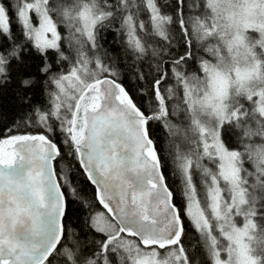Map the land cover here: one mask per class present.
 I'll use <instances>...</instances> for the list:
<instances>
[{
	"label": "snow or ice",
	"instance_id": "snow-or-ice-1",
	"mask_svg": "<svg viewBox=\"0 0 264 264\" xmlns=\"http://www.w3.org/2000/svg\"><path fill=\"white\" fill-rule=\"evenodd\" d=\"M182 4L186 0H175L172 15L162 11L171 6L169 0H72L71 6L61 0H0V37L10 45L0 47V94L15 83L13 91L26 106L18 119L0 125V264H202L194 249L185 246L189 228L201 237L203 264H264V229L259 255L251 246L256 220L264 219V173L257 168L253 179L239 150H229L222 141L224 121L244 114V106L234 102L237 111L229 109L226 117L223 105H212L221 123L218 130L200 129L204 135L198 151L203 155L188 179L152 136L154 123L179 136L180 128L171 121L187 112L186 101L201 87L209 89L195 101L202 108L213 96L225 94L221 74L191 50L197 41L204 49L218 17L205 11L208 28L201 17L185 18ZM209 4L215 8L212 0ZM142 12L150 14L153 34L169 47L173 38L168 28L175 24L184 52L171 56L165 69L158 66L150 79L137 71L136 79L147 80V87L137 90L145 97L138 104L114 66L105 62L99 33L126 34V54L143 59L147 46L137 38V29L145 26ZM13 23L23 43L15 42ZM25 45L39 57L40 82L22 54ZM207 52L213 53L211 46ZM38 83L46 101L36 105L32 99ZM177 93L179 102L173 104ZM259 111L264 113V106ZM173 147L178 156L179 145L171 143L170 156ZM244 147L251 158V148ZM203 162L208 168L201 171ZM81 173L95 185L94 200L102 210L74 187ZM170 175L179 179L178 188L167 183ZM66 196L82 200L99 239L86 244L72 239L63 223Z\"/></svg>",
	"mask_w": 264,
	"mask_h": 264
},
{
	"label": "trees",
	"instance_id": "trees-1",
	"mask_svg": "<svg viewBox=\"0 0 264 264\" xmlns=\"http://www.w3.org/2000/svg\"><path fill=\"white\" fill-rule=\"evenodd\" d=\"M199 1L201 4L199 6L200 11L202 9V12L199 14H190L191 11L195 10L199 3L193 7L191 4L193 2ZM4 2L7 4L8 0H4ZM66 4V2H62ZM169 6H162V11L164 13H170L172 15H175L176 8H175V0H169ZM182 15L187 17H204V13L206 9L204 8V0H186V4L181 5ZM11 14V13H10ZM140 21L144 23V25L147 24V22H150V17L148 19L139 18ZM151 24V22H150ZM119 27V25H116ZM59 32L62 35H67V32H64L62 27L58 25ZM140 28L137 29V37L140 35ZM168 31L170 35L172 36V45L169 47L168 42L164 41L163 39H157L158 37H154L153 39L149 40V42H145L148 44L151 48L150 51L144 55L143 59L136 60L134 58V55L129 51L126 54V44H127V35H120L114 30H104L101 29L99 33V43L102 46L103 52L107 53V57H105V62L109 63L114 66L115 70L118 73V76L120 78V81H122L123 85L126 87V89L129 91L130 95L133 96L134 100L138 104H143L145 101V97L138 96L137 90L138 89H145L147 87V80L141 81L139 79H136L137 71L140 73H143L146 77H149V74L151 73L152 76L156 75L157 67L159 66L160 70L165 69V67L168 64V60L171 56H175L179 53L184 52L183 47V40L180 35V30L176 27L175 24H172ZM11 34L15 39V42L17 44L24 42V37L20 34V31L18 30L15 23L11 26ZM142 36V33H141ZM195 40V37L192 38ZM202 42L197 41L196 46L193 47L191 50L196 57H204L205 53L203 52V48L200 47ZM9 41L7 39H4L3 37H0V47L8 48ZM208 46H211L210 44ZM153 50H155V55H153ZM24 55V58L26 61H28L30 70L36 75V79L38 82L42 80L41 75L38 73V65H39V57L36 55L33 49L29 45H25V51L22 53ZM102 54V53H101ZM49 56H52V53H49ZM114 58V59H112ZM15 61H12V66L15 68ZM196 65L190 64V67H195ZM15 75V73H13ZM151 77H149L150 79ZM171 84V81H169ZM17 87L15 83L10 85H5L2 90V94H0V125L3 124H11V122L15 119H18L20 115L22 114L25 105H22L20 101L18 100L17 96L15 95L13 89ZM203 87V91H204ZM35 94L33 95L32 92H30V95H33L32 103L39 105L46 101V97H44L41 94V89L38 83L37 88L34 90ZM202 87L198 92L192 93V95L188 98L186 101L190 107L188 108L187 112H183L180 115H190L192 118H203L201 114V111L199 110L201 106H198L199 104H196V100H201V94ZM254 98V102H255ZM179 102V93H177V99L171 101V103L176 104ZM184 105L181 104V109H183ZM230 109L233 108V103ZM208 118L209 122H216L218 126L220 125L221 121L217 120L216 114L213 111L208 110ZM263 114V113H260ZM191 122V121H190ZM171 123L176 124L181 131L190 129L191 126L187 124H184L183 120H178V117H176L174 120L171 121ZM224 123H226L223 126L222 130V141L225 142L226 147H228L230 150H244L246 146L245 142L250 140L251 138H246L241 135V127L236 128L234 126H231L232 123L230 121L225 120ZM253 127H255L256 122H252ZM194 126V125H193ZM217 126V127H218ZM211 129V128H210ZM247 131V129H245ZM259 131V129H258ZM198 133V132H197ZM152 136L155 142L157 143L158 147L162 150V152L165 154L166 158L172 157V159L177 157L179 160L175 163H178L177 166L179 167H186L190 170L191 174L193 172L191 171L193 169V166L200 161L197 159L187 157V156H181L176 155L175 148L173 147L172 153L170 156L169 151V145L170 143L172 145H179L177 143V137H173L170 135L169 130L166 127H162L159 123H154L152 126ZM201 134L198 133V136H194V138H198L199 144L201 141ZM260 135H256L254 139H259ZM244 145V146H243ZM179 152L181 150L179 149ZM183 153V152H181ZM180 154V153H179ZM252 158V157H251ZM63 163L67 164V161H64ZM262 165V164H260ZM180 169V168H179ZM203 169V165H201V169ZM181 170V169H180ZM168 171V169H166ZM209 176L211 175V169H208ZM181 174H185V170H181ZM195 178V177H194ZM196 179V184L198 187V193L199 190V178ZM167 183L170 185L171 188H178L179 187V179L175 178L174 176H169ZM74 187L77 188L80 196L82 198H86L87 201L92 204L93 208L95 210H102L100 208L99 204L95 202L94 196H95V189L94 187L86 180L85 176L81 173L79 176L75 177V183ZM66 191V190H65ZM91 213L89 212L88 208L83 205L82 200H75L71 197L67 198L66 203V215L64 217V225L66 229L72 233V239L77 240L81 243L86 244L87 241L96 238L99 239L100 237L95 233V230L90 227L91 220H90ZM257 223L261 229H264V219H257ZM193 233H197L193 231L191 228L188 230V234L185 237V246L194 249L195 255L198 259L202 261L203 264V252L200 247V243L198 240L195 239L194 236H190ZM255 239L253 241H260L261 236L258 238V235L253 234ZM70 246V243H69ZM257 255H259V251L257 252ZM60 264H63L61 261Z\"/></svg>",
	"mask_w": 264,
	"mask_h": 264
},
{
	"label": "clouds",
	"instance_id": "clouds-1",
	"mask_svg": "<svg viewBox=\"0 0 264 264\" xmlns=\"http://www.w3.org/2000/svg\"><path fill=\"white\" fill-rule=\"evenodd\" d=\"M215 8L204 0L207 15L218 17L217 28L204 44L203 52L211 70L218 72L225 81L223 103L231 108L241 97L257 98L253 106L254 120L241 126V135L264 137V116L259 109L264 106V0H212ZM202 23L211 28V22L203 18ZM211 45L213 53L207 52ZM211 57V59H209ZM204 96L202 97V100ZM213 96L207 108L220 103ZM247 129V131H245ZM259 129V131H258ZM257 151H264V144H256Z\"/></svg>",
	"mask_w": 264,
	"mask_h": 264
},
{
	"label": "rangeland",
	"instance_id": "rangeland-1",
	"mask_svg": "<svg viewBox=\"0 0 264 264\" xmlns=\"http://www.w3.org/2000/svg\"><path fill=\"white\" fill-rule=\"evenodd\" d=\"M54 19H55V17H54ZM147 51H149V50H147ZM207 91H209V89L206 86L204 88V91H203V87H202L201 100H202V97L204 96V93L207 92ZM248 99H245V98L241 97L240 99L234 101V102H237L238 104H241V105L244 106L245 113L244 114H240V115H238L236 117H232V119L230 121L232 123L231 126L236 127L235 125L237 123H239V127H241L242 125H244L247 122H251V123L252 122H255V120H254V115L255 114L253 112V106H254V103L255 102H247ZM219 104L223 105L225 116L226 117L227 116H231V113L229 112V109L230 108L223 103L222 98H221V101H220ZM198 106H200V105H198ZM199 110L201 111V113H203V114H201L203 116V118L200 117L199 120H201V122L204 123L203 128L209 130L210 129V122H209V118H208L209 117L208 116L209 114H208L207 111L208 110L212 111V108H207V106H206L204 108L201 107ZM232 111H237V109L234 108V109H232ZM260 115L261 116H264V113L263 114H260ZM177 117H178V120H180V121L183 120L184 124H187L186 121H185V119H184V117H183V115H178ZM216 117H217V120L218 121H221V118L219 116L216 115ZM245 117H247V118H245ZM227 121H229V120H227ZM239 127H236V128H239ZM218 128H219V126L217 127V130H218ZM180 136H181L182 139H179ZM184 138H185V133L180 130V135L177 136V138H176L177 139L176 140L177 143L178 144H184L185 143ZM202 143H203V136L201 137L200 146H202ZM245 144H246V146H249L251 148V150L253 152V156H252V158H249L248 150H247L246 147H245L244 150H239V152L241 153L240 160L243 163V167L246 168V169H248L251 165L264 164V151H257L255 149V145L256 144H264V137H261L260 136L259 139L251 138L250 140L246 141ZM202 165H203V169L201 171H203L205 168H208L207 162H203ZM194 177L195 178H198L196 176H194ZM195 178H194V182L196 183V179ZM201 197H202V193L199 192L197 198L198 199H201ZM195 199H196V197H194L193 203L195 202ZM256 223H257V220H256ZM260 232H261V227H258V229L257 230H254L253 233L255 235H258L259 236L260 235ZM251 246L254 249H256L257 252L259 251V242L258 241H252V245ZM225 259H226V256H225Z\"/></svg>",
	"mask_w": 264,
	"mask_h": 264
},
{
	"label": "bare ground",
	"instance_id": "bare-ground-1",
	"mask_svg": "<svg viewBox=\"0 0 264 264\" xmlns=\"http://www.w3.org/2000/svg\"><path fill=\"white\" fill-rule=\"evenodd\" d=\"M201 1V0H200ZM61 2H66L65 5L67 6H71L72 4V0H61ZM86 2V0H85ZM198 4L197 8L193 11L190 12V14H199L200 12H202V9L200 11V2L199 1H196V2H193L191 5L193 7H195V5ZM200 11V12H199ZM54 17H55V14H54ZM150 17V14L148 12H142L139 16V18H144V19H148ZM59 25V24H58ZM62 27L63 31L64 32H67L66 29L62 26V25H59ZM140 35H138V39H142V43H145V42H149V40L153 39L154 37H156L153 32H152V25L150 24V22L148 21L147 24L144 26V28H140ZM141 33H142V36H141ZM66 36V35H65ZM157 39H162V38H157ZM146 44V43H145ZM147 46V50H149L151 47L146 44ZM150 51V50H149ZM147 51L145 53V55L149 52ZM186 123H188V125L191 126L190 129H187V130H184L182 132L185 133V138H184V141L185 143L184 144H179V149L181 150V152H179L181 156H187V157H191V158H194V159H197L198 161H200V157L203 155L202 152L198 151V149L201 147L200 144H199V140L198 138H194V136H198V133L201 134V136H203L204 134L200 132V129L203 128V125L204 123L201 122V120H199L198 118H192L191 119V116L190 115H183ZM191 121V122H190ZM194 125V126H193ZM216 127L218 126V124L216 122H210V128L212 129L213 127ZM205 129V128H204ZM205 131H207V129H205ZM198 132V133H197ZM179 139H182L181 136ZM164 154V153H163ZM165 156V154H164ZM166 157V156H165ZM172 158V157H171ZM176 158V161L179 162V160L177 159V157L175 156ZM174 158V160H175ZM168 159V158H167ZM169 161H170V158H169ZM178 164V163H176ZM181 170H185V174L183 175L185 177V179H188L190 176H192L190 170L186 167H179ZM259 168L261 173H264V164L262 165H251L249 168H248V171L249 172H253V179H255V170ZM209 178H211V175L209 176ZM87 180V179H86ZM88 181V180H87ZM90 183V181H88ZM249 182H251V180H249ZM91 184V183H90ZM95 191L97 192V189L95 187V185L91 184ZM67 198L68 196H66V203H67ZM202 198V197H201ZM100 208H102L101 205H99ZM203 206V204H202ZM207 212V210H206ZM63 223H64V219H63ZM237 223L238 225L240 224V219L237 218ZM242 226V225H241ZM196 232V231H195ZM254 234V233H253ZM190 236H194L196 240H198V242L201 244V237L198 233H193L192 235ZM260 237V235L258 236V238ZM202 250V249H201ZM225 258V257H224Z\"/></svg>",
	"mask_w": 264,
	"mask_h": 264
}]
</instances>
